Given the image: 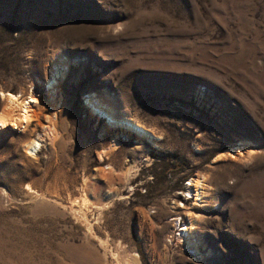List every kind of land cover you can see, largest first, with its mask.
<instances>
[{
    "label": "rangeland",
    "instance_id": "1",
    "mask_svg": "<svg viewBox=\"0 0 264 264\" xmlns=\"http://www.w3.org/2000/svg\"><path fill=\"white\" fill-rule=\"evenodd\" d=\"M3 91L42 104L0 127V264H264V0H0V111ZM89 93L156 138L109 127Z\"/></svg>",
    "mask_w": 264,
    "mask_h": 264
},
{
    "label": "bare ground",
    "instance_id": "2",
    "mask_svg": "<svg viewBox=\"0 0 264 264\" xmlns=\"http://www.w3.org/2000/svg\"><path fill=\"white\" fill-rule=\"evenodd\" d=\"M57 57L64 63L66 61L68 62L67 56L63 53H58ZM65 70L66 65L61 66L57 63L55 64V61H53L50 76L45 81V91L48 96V102L51 105L53 115L56 114V104L59 100L57 85L59 83V79L64 75ZM1 98L5 102V105L0 111V127L4 126V124L7 122H9L11 125H14L15 127H24L26 123H28L27 121L30 115L34 113V111L39 109L42 104V100H40V98L33 93H30L26 99H22L20 94L3 91L1 93ZM83 99L85 100L86 105L91 109L92 115H95L98 118H103L105 120V123L109 127L115 128L118 126L130 128L139 136L145 137L147 139L156 138V134L153 133V131L136 120V118L128 115V113H126L123 109H119L111 96L106 94L89 93L86 94ZM50 127L51 126L49 125L48 127H45L47 128V133H51L50 131H54V128H51V130ZM125 130L131 131L129 129ZM116 144L117 142H114V145ZM39 145V137H32L28 142H26L25 149L28 153L33 154L35 150L40 147ZM234 150L237 155H240L242 153H249L250 155V151H252L248 145H238L236 148H234ZM26 189L30 190L31 188H29L27 185ZM208 191H210V185L207 183L203 175H199L192 182L190 181L187 196L192 199L194 204H199V202H202L204 200ZM72 202H75L78 205L79 209H81V212L84 211L87 207L86 199L84 198V196L82 197V199L76 198ZM186 219L187 221L183 223V227L181 229L180 227L182 226V223L180 222L178 224V226L180 225L178 238H181V241L186 246V248L199 255V253H201L199 249L200 239L198 238L194 227L196 218L188 212L186 214ZM136 261V258L132 259L133 264H137Z\"/></svg>",
    "mask_w": 264,
    "mask_h": 264
}]
</instances>
